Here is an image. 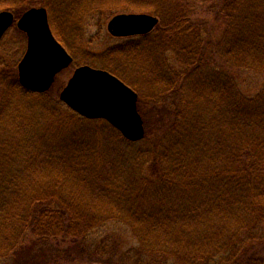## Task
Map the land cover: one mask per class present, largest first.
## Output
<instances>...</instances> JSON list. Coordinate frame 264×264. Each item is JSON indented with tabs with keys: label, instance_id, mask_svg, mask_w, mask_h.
I'll return each instance as SVG.
<instances>
[{
	"label": "trees",
	"instance_id": "16d2710c",
	"mask_svg": "<svg viewBox=\"0 0 264 264\" xmlns=\"http://www.w3.org/2000/svg\"><path fill=\"white\" fill-rule=\"evenodd\" d=\"M123 1L116 5L117 1L85 0L84 13L121 10L159 17L153 31L158 35L151 32L113 46L128 48L122 51L127 57L123 59H128L122 68H131L137 61L148 63L153 46L152 61L169 73L170 79L158 85V96L149 99L156 106L148 111L147 106H139L143 115L154 116L157 127L148 126L141 141H130L106 120L87 119L69 109V116L83 132L91 129L101 136L107 132L117 151L133 150L135 164L124 154L114 163L102 165L105 172L87 160L75 162L69 177L71 191L58 197L51 190L38 191L43 181L35 177L40 144L30 141L17 148L12 140L6 142L1 147L9 163L5 176H0V257L15 252L28 230L46 242L61 238L82 241L90 230L117 221L129 226L138 241L135 264H264V86L248 96L234 74L223 68L227 64L232 70L264 74V0H224L225 36L213 42L211 50L200 43V31L189 17L188 0ZM49 3L44 4L54 11L56 4ZM80 3L84 2L68 0L67 9L74 11ZM176 25H181L179 31H186V41L193 39L189 52L185 45L176 50L181 69L172 64L164 48H158L166 29L174 27L175 31ZM103 67L140 94L121 66ZM194 74V81L185 83ZM1 81L19 99L38 95L17 81ZM196 81L213 92L193 96L190 91ZM13 101L8 99L9 107L14 106ZM160 101H166V106ZM17 114L12 119L14 134L21 129ZM77 150L79 154L84 153L80 150L93 152L91 147L79 146L74 152ZM42 155L50 159L60 153L49 146ZM14 159L22 163L15 164ZM60 181L53 179L62 188L65 183Z\"/></svg>",
	"mask_w": 264,
	"mask_h": 264
},
{
	"label": "rangeland",
	"instance_id": "374dc122",
	"mask_svg": "<svg viewBox=\"0 0 264 264\" xmlns=\"http://www.w3.org/2000/svg\"><path fill=\"white\" fill-rule=\"evenodd\" d=\"M18 1L0 0V11L8 9L19 16L31 7L45 6V2H51L52 5L56 4L54 11L45 6L49 12L50 19L54 17L53 24L55 28L53 29L51 21L50 25L53 32L56 33H54L55 36L58 40H61L64 46H72L73 50L71 51L74 55V61L71 66L64 69L57 76L54 85L47 93L33 95L31 100L28 97L19 99L16 95H11L8 88L0 79V162L2 166L0 176H5L7 166L5 159L7 155L2 154L1 147H4L3 145L6 142L9 144L10 140L13 142L12 146L18 144L17 148L21 143L23 146L30 141L40 144L39 154L41 155L36 156V160L40 164L36 166L35 177L43 181L40 182L38 191L51 190L56 197L68 195L67 192L71 191L72 185L69 177L73 174L72 168L75 162L87 160L91 166L100 167L99 169H104L105 172L106 166L103 167L102 165H106L107 162L114 163L119 160L120 154H124L125 157L130 159L129 163L134 165L135 161L132 158L134 151L131 150L130 153L127 148L123 147L124 150L117 151L116 149L118 147L112 144L113 137L109 133L104 132L101 136L97 132L92 133L91 129H86L83 132L82 130L84 128H80V125L76 124L75 121L74 123L69 116L70 108L60 99V93L72 76L75 68L79 65L88 63L96 67H109L110 65L121 66V69L126 71L125 74L132 83L141 90L139 95H142V98L139 96V100H143V103L141 104L140 102L139 105L138 100V106H142V109L147 106V111L151 106L154 108L156 103L151 102L149 99L154 98V95L157 94L159 89L158 85L169 80L170 75L169 73L167 75L164 73L166 70L164 67L163 69L160 65L154 64V61H152V55L154 58L153 46H151L149 52L150 58L148 63L145 64L144 62L137 61L135 65L132 64L131 68H122L128 62V59H123L127 57L122 54V51L128 48L123 50L125 46L119 49L113 46L124 43L125 38L112 35L108 31L107 25L115 14L127 11H107L104 14L97 12L84 13L85 7L87 6L85 0H79V2H84L85 4L80 3L81 7L74 11L71 8L70 11L67 9L68 0H23L25 2L20 1L19 4ZM104 1H117L113 3L116 5L124 4L122 3L123 0ZM179 1L169 0V2ZM133 2L139 3L138 0ZM51 3L49 4L51 5ZM223 3L224 0H188L187 9L190 20H193L192 22L195 23L197 29L200 31L201 37L200 35L199 37L202 39L200 43H205L209 50H211L213 42L219 39L222 40L225 36L227 16L222 11ZM17 5H20L18 10L16 9ZM178 26L182 28L181 25H176L175 27L177 29L175 31L174 27L170 29L168 27L166 29L163 38L159 40L161 44L158 48L160 50L164 48L172 64L178 69H181L180 64L176 60V50L183 48L185 45L186 52H189L188 50L193 48L191 44L193 39L191 37L186 41V31H179ZM153 34L158 35V32L155 31ZM78 37H80V40ZM147 40L150 42L149 45L153 44L151 36H148ZM26 45L27 35L14 24L0 41V72L7 65H15L17 67L18 61L26 50ZM110 47L111 49H109ZM112 47L114 48L113 50ZM182 53L180 52V56ZM203 67L206 70L210 69L205 63H203ZM223 68L228 74H234L240 88L248 96L255 95L264 86L263 73L244 69L232 70L227 64ZM182 74L179 78L180 84L183 80ZM194 77L195 74L193 75V79L192 75H190L185 83L194 81ZM192 86L190 92L193 96L197 95L201 97L207 95L211 89L213 92V88L206 84L202 85L197 81L195 83L192 82ZM8 99L16 100L13 101L15 102L13 107H9L7 103ZM160 102L162 103V101ZM162 104L166 106V101L165 104ZM52 110L55 111V114H48ZM70 110L71 112H75L72 109ZM16 111H18L17 116H20L21 129L14 134L12 131V119L16 118ZM142 117L146 136L148 126L151 128L152 126L157 127V125H155L153 115L142 114ZM49 146H52L55 151H58L60 156H55L50 159L46 157L49 160L44 159L42 154L46 152V147ZM79 146L85 147L86 149L91 147L93 152L90 154L87 150V152L80 150L84 152L81 154H79V150L74 152ZM14 160L17 162H13L15 164L22 163L16 159ZM13 163L11 162V164ZM9 174L13 175L14 172L12 171ZM46 178L48 179L47 181L44 180ZM53 179H60L61 181L59 183L63 182L65 186L59 188L57 184L53 183ZM262 227L264 230V223ZM85 239L82 241H74L71 238H61L46 242L39 240L31 230H28L15 252L0 257V264H25V259H28L30 263L45 261L46 264H135L134 254L139 244L129 226L117 221H110L90 230Z\"/></svg>",
	"mask_w": 264,
	"mask_h": 264
},
{
	"label": "water",
	"instance_id": "95a60500",
	"mask_svg": "<svg viewBox=\"0 0 264 264\" xmlns=\"http://www.w3.org/2000/svg\"><path fill=\"white\" fill-rule=\"evenodd\" d=\"M27 35V48L19 63V81L33 92L47 91L55 77L73 62L72 55L56 38L45 6L31 7L16 20L12 11H0V39L12 24ZM158 16L147 12H122L108 22L114 36L150 33ZM71 109L89 119H105L131 140L145 137L144 120L138 110V93L106 69L78 66L60 93Z\"/></svg>",
	"mask_w": 264,
	"mask_h": 264
},
{
	"label": "flooded vegetation",
	"instance_id": "af4514ba",
	"mask_svg": "<svg viewBox=\"0 0 264 264\" xmlns=\"http://www.w3.org/2000/svg\"><path fill=\"white\" fill-rule=\"evenodd\" d=\"M8 10V9H7ZM14 14V16H15V19L17 20L21 15H19V16H17V14L14 12L13 13ZM49 22H50V17H49ZM14 24H16V22H14L13 24H12V26L14 25ZM11 26V27H12ZM17 26V25H16ZM51 26V25H50ZM11 27H9L8 28V30L4 33V35L2 36V38L0 39V41L5 37V35L8 33V31L11 29ZM19 29V28H18ZM21 30V29H20ZM22 31V30H21ZM22 32H24V31H22ZM25 33V32H24ZM54 33V32H53ZM26 34V33H25ZM147 35V34H146ZM141 36H144V35H134V36H129V37H124L125 38V40L123 41V42H125V41H127V40H130V39H135V38H138V37H141ZM66 47V46H65ZM26 48H27V45H26ZM66 49H67V47H66ZM67 51L72 55V57H73V61H74V55L72 54V51L71 50H68L67 49ZM25 52H26V50H25ZM25 52L23 53V55H22V57L20 58V60L18 61V63H17V67H15V65L14 66H5L4 67V69L0 72V79L2 80V79H4V80H8V81H17V82H19V84L25 89V90H27L21 83H20V81H19V63H20V61L23 59V57H24V55H25ZM80 66V65H79ZM78 67V66H77ZM105 69H107V68H105ZM109 70V69H108ZM63 71V70H62ZM61 71V72H62ZM111 71V70H110ZM60 72V73H61ZM112 72V71H111ZM60 73H58L57 75H56V77H55V80H54V82H53V84H52V86L54 85V83H55V81H56V78H57V76L60 74ZM114 73V72H113ZM115 74V73H114ZM117 75V74H116ZM118 76V75H117ZM122 79V78H121ZM52 86L47 90V91H44V92H33V91H30V90H27V91H29L30 93H35V94H45V93H47L51 88H52Z\"/></svg>",
	"mask_w": 264,
	"mask_h": 264
}]
</instances>
